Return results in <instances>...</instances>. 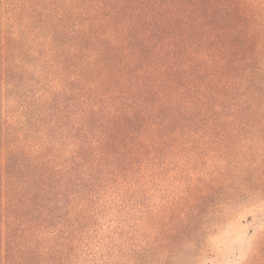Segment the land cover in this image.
<instances>
[{"label": "trees", "instance_id": "trees-1", "mask_svg": "<svg viewBox=\"0 0 264 264\" xmlns=\"http://www.w3.org/2000/svg\"><path fill=\"white\" fill-rule=\"evenodd\" d=\"M231 132L257 153L228 166L208 140ZM193 150L218 166L144 204ZM244 195L264 198V1L0 0V264L186 263Z\"/></svg>", "mask_w": 264, "mask_h": 264}, {"label": "rangeland", "instance_id": "rangeland-1", "mask_svg": "<svg viewBox=\"0 0 264 264\" xmlns=\"http://www.w3.org/2000/svg\"><path fill=\"white\" fill-rule=\"evenodd\" d=\"M264 1V0H262ZM235 136L228 133L225 137H211L208 141L213 140L214 144H221L228 148V152L232 155L224 165L230 166L231 163L236 164L239 158H236L238 145L246 143V146H253L257 153V140L248 143L244 139V134ZM207 141V142H208ZM220 142V143H218ZM203 142L195 140L190 145H201ZM249 144V145H248ZM210 145H213L211 143ZM217 147V146H215ZM251 150V149H250ZM185 154V156H184ZM182 159L167 161L163 168L158 173V178L147 181L143 188L144 204L154 205L156 203H166L171 197H175L173 192L185 181L187 175L191 173L201 174L202 177L208 175L215 167L218 166V158H212L207 152L199 153L197 150L185 152ZM245 163H251L253 167H257V154L248 152L245 158ZM228 160V159H227ZM235 160V161H233ZM233 161V162H232ZM254 163V164H253ZM176 165L179 166L178 170ZM181 175L183 180L174 182L173 177L179 178ZM227 176H229L227 174ZM228 180L226 186H233L234 181ZM184 185V184H183ZM248 187L257 188V183H248ZM252 191V190H251ZM228 197H231L229 194ZM222 205L219 223L208 230L203 246L202 253L198 257L191 259L189 262L182 264H257V240L264 233V198L259 199L256 196L244 195L243 199L239 198L236 204ZM208 209V207H207ZM203 219L205 214L202 213ZM178 264H181L178 263Z\"/></svg>", "mask_w": 264, "mask_h": 264}]
</instances>
